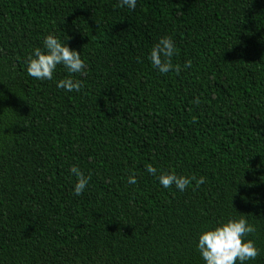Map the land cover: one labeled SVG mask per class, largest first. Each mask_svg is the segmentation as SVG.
Returning <instances> with one entry per match:
<instances>
[{"label": "trees", "instance_id": "obj_1", "mask_svg": "<svg viewBox=\"0 0 264 264\" xmlns=\"http://www.w3.org/2000/svg\"><path fill=\"white\" fill-rule=\"evenodd\" d=\"M116 4L0 0V264H204L200 231L240 216L264 264V0ZM48 34L80 52L79 91L56 88L61 65L27 74ZM147 164L203 183L165 189Z\"/></svg>", "mask_w": 264, "mask_h": 264}, {"label": "clouds", "instance_id": "obj_2", "mask_svg": "<svg viewBox=\"0 0 264 264\" xmlns=\"http://www.w3.org/2000/svg\"><path fill=\"white\" fill-rule=\"evenodd\" d=\"M137 0H117L116 7L129 10L135 9ZM172 37L163 36L151 47L148 59L151 66L160 74H165L173 69L171 58L177 53ZM57 65L63 66L69 76L57 80L56 88L66 92L79 91L82 81L73 79L71 74L84 75L86 65L80 52L70 49L64 41L53 34L44 36L42 48L35 47L26 60V72L36 80H51ZM190 62L185 61L184 67H190ZM178 71V69H176ZM198 103V99L194 100ZM148 174L155 176L159 185L165 189L170 186L183 192L190 182L195 181L199 185L203 183V177L196 178L176 174L172 171H160L150 164L145 165ZM75 176L72 193L75 196L85 190L89 183V176L84 175L76 166L70 168ZM135 174H129L127 183L136 184ZM255 231L254 226L244 216L227 218L217 221L213 226H205L197 236L195 248L204 264H246L257 256L258 249L251 239L245 237Z\"/></svg>", "mask_w": 264, "mask_h": 264}]
</instances>
